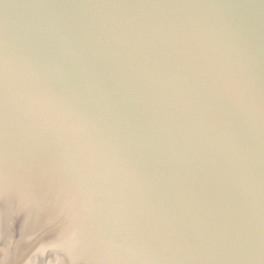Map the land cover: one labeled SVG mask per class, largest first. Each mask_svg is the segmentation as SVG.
Returning a JSON list of instances; mask_svg holds the SVG:
<instances>
[{
	"label": "water",
	"instance_id": "obj_1",
	"mask_svg": "<svg viewBox=\"0 0 264 264\" xmlns=\"http://www.w3.org/2000/svg\"><path fill=\"white\" fill-rule=\"evenodd\" d=\"M0 264H264V0H0Z\"/></svg>",
	"mask_w": 264,
	"mask_h": 264
}]
</instances>
